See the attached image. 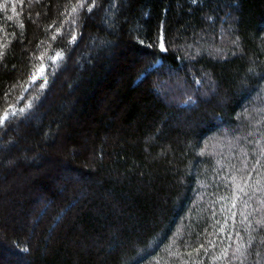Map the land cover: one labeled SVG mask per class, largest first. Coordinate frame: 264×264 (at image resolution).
I'll list each match as a JSON object with an SVG mask.
<instances>
[{
  "label": "trees",
  "instance_id": "1",
  "mask_svg": "<svg viewBox=\"0 0 264 264\" xmlns=\"http://www.w3.org/2000/svg\"><path fill=\"white\" fill-rule=\"evenodd\" d=\"M5 116L0 264H264V0H0Z\"/></svg>",
  "mask_w": 264,
  "mask_h": 264
},
{
  "label": "snow or ice",
  "instance_id": "2",
  "mask_svg": "<svg viewBox=\"0 0 264 264\" xmlns=\"http://www.w3.org/2000/svg\"><path fill=\"white\" fill-rule=\"evenodd\" d=\"M73 39H75V37H73ZM160 47L162 49L164 48V45H163L162 41H161ZM57 58H59V54H57ZM39 71L42 73L43 72V68L41 67V69H39ZM35 78H36V74L33 73V79H35ZM3 119H6V116L5 117H0V120H3Z\"/></svg>",
  "mask_w": 264,
  "mask_h": 264
},
{
  "label": "rangeland",
  "instance_id": "3",
  "mask_svg": "<svg viewBox=\"0 0 264 264\" xmlns=\"http://www.w3.org/2000/svg\"><path fill=\"white\" fill-rule=\"evenodd\" d=\"M222 143L226 142L225 140L221 141ZM220 144H214L213 148L218 147Z\"/></svg>",
  "mask_w": 264,
  "mask_h": 264
}]
</instances>
